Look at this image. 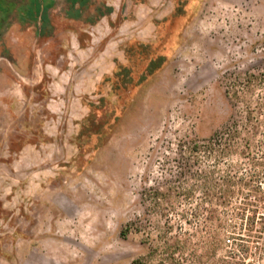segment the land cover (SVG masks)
Listing matches in <instances>:
<instances>
[{
	"label": "rangeland",
	"instance_id": "374dc122",
	"mask_svg": "<svg viewBox=\"0 0 264 264\" xmlns=\"http://www.w3.org/2000/svg\"><path fill=\"white\" fill-rule=\"evenodd\" d=\"M107 3L0 0V264H264V0H188L120 97L121 45L57 67L66 29L151 40L173 1Z\"/></svg>",
	"mask_w": 264,
	"mask_h": 264
},
{
	"label": "trees",
	"instance_id": "16d2710c",
	"mask_svg": "<svg viewBox=\"0 0 264 264\" xmlns=\"http://www.w3.org/2000/svg\"><path fill=\"white\" fill-rule=\"evenodd\" d=\"M174 5L173 13L164 20L157 22L159 31L156 40L129 43L126 48L127 62L117 63L113 75L104 79V82L110 84L111 95L120 97L126 91L133 89L135 85L132 83L134 81L135 84L140 85L164 66L168 53L172 49V38L171 42L169 40L170 30H173L176 21L180 23L187 14L188 0H174ZM163 40H167V44L164 46H162ZM104 100L105 98L102 99V101ZM138 263L139 260L133 262V264Z\"/></svg>",
	"mask_w": 264,
	"mask_h": 264
},
{
	"label": "crops",
	"instance_id": "0c3cea01",
	"mask_svg": "<svg viewBox=\"0 0 264 264\" xmlns=\"http://www.w3.org/2000/svg\"><path fill=\"white\" fill-rule=\"evenodd\" d=\"M107 1L108 0H106V3H107ZM137 1L139 4H148V2H149V0H137ZM172 1H173V8H172L171 12L162 18H155L153 20V24L155 26L154 30L156 32V36L154 39H151V40H142V39H139L137 37H132V38L125 40L124 44H120L118 41L122 40V38L120 37V34H119L121 25L120 24L119 25L118 24L112 25V23L110 21H108V24L101 23L97 17H95L92 22H88L85 24L87 26V29H85L87 31L86 32L87 33L86 39L82 38V36H81L82 33L78 32L82 26H72V24H70L69 27L66 29L67 31H69V34H70V39L68 40L69 49L67 48L68 51H66L65 49L60 51V53L57 55V59L55 60V62L53 64H56L57 67L59 66L58 64H60L62 62V59H60L61 58L60 55H62V54L67 55V54H69V52H71V54H72V52H74V54H75V52H79V54H81L82 52H84L86 55L88 53V51H91V50H92L91 53H95L97 47H101L100 48L101 51H99V52L102 55H105L106 58L110 57L111 55H113V54H111V49L114 50V47L111 46V43H110V39L112 38L113 40H115L117 42L116 44L118 46L121 45V49L123 52V59L117 58V56H114L116 58L112 59L113 66H112L111 70L109 72L107 71V72H105V73L103 72V74H101V76H100L101 80H100L99 84L100 85L101 84L110 85L109 83H105L104 79L107 78L108 76L113 75L115 68L117 66V63L127 62L126 48L129 45V43H131L132 41L151 42V41H154L157 39L158 31H159V27L157 25V22L164 20L165 18L169 17L173 13L175 5H174V0H172ZM111 14H112V12L110 13V15ZM104 15H105V13H103V15L101 13L100 19L104 18ZM110 15L108 17H110ZM117 17H118V15H117ZM64 52H66V53H64ZM100 53L98 55H100ZM94 55H97V54H94ZM69 65H70V63H69ZM63 66H66V64H64Z\"/></svg>",
	"mask_w": 264,
	"mask_h": 264
}]
</instances>
